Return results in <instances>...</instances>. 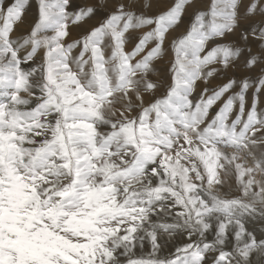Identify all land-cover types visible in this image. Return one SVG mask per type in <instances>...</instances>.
Returning a JSON list of instances; mask_svg holds the SVG:
<instances>
[{"label": "snow or ice", "instance_id": "1", "mask_svg": "<svg viewBox=\"0 0 264 264\" xmlns=\"http://www.w3.org/2000/svg\"><path fill=\"white\" fill-rule=\"evenodd\" d=\"M36 3L26 24L30 0H0V264L264 258L245 223L264 219V0ZM234 67L259 74L227 76ZM178 235L187 242L161 256Z\"/></svg>", "mask_w": 264, "mask_h": 264}, {"label": "rangeland", "instance_id": "2", "mask_svg": "<svg viewBox=\"0 0 264 264\" xmlns=\"http://www.w3.org/2000/svg\"><path fill=\"white\" fill-rule=\"evenodd\" d=\"M12 2V0H3V7H7L10 3ZM94 3V0H71V7L69 8V11H75L77 10L79 7H84V6H88ZM196 5L197 7H205L206 6V0H196ZM36 12H37V3L36 0H30V6L26 9V14H25V22L26 24H30L33 19L36 16ZM192 9L188 10V14L185 15L184 17V22L179 26V32H183L185 30V28L188 25V21H189V15L191 14ZM104 11L100 10L97 12V14L92 17L88 23L86 25H84L83 27H72L70 28V36L67 39V43H71L73 40L77 39L84 31L85 29L97 24L99 22V20L104 16ZM259 17H256V19L252 22L255 24L256 27H259ZM247 23H242L241 27H247ZM23 28L18 29L17 31L20 32L22 31ZM236 41V37L235 36H229L227 41H224L225 43L228 42H235ZM211 46V45H210ZM237 46H242L240 44H237ZM253 51H255V47L253 46ZM247 55V53L245 52L244 55H242L238 61V64L243 63V60L245 58V56ZM40 61V55H37V57H35L34 62L30 63V64H25L22 67L24 68L25 71L30 70L32 67H35L37 63H39ZM156 76L159 77L160 81L162 83L166 84L167 78H168V71H167V67H168V57H165V59L163 61H161L160 63L156 64ZM249 75L250 77H255L256 75L259 74V69L256 70V72H252V73H246L245 70L242 67H234L228 74L227 76L229 77H235L237 79H239L241 76L243 75ZM155 78V77H154ZM226 81V77L223 73H221L219 76H217L209 85L208 87H215L216 85L223 83ZM204 87L203 84H199L197 87V91L196 94L194 95L193 99H195L196 97H198L200 90ZM34 92L38 93V88L33 89ZM251 95V94H249ZM260 106L264 107V95H261L260 97ZM256 155L259 157L260 156V150H256ZM231 183V187H229L228 185H225V191L229 193V195L232 196H236L239 195V193L235 190V184L234 182L230 181ZM245 223L246 226L248 228L249 231L253 232L258 239L260 238H264V219H261L258 216H250V217H246L245 218ZM211 236L209 235L208 239L211 240ZM187 241L184 239L183 235H178L173 241L169 242L168 244H166L165 248L162 250V252L160 253L161 256H166L168 255L175 246L186 243ZM149 246L147 244H145V247L143 248V250L137 248L136 249V254L137 255H141V254H146L149 251ZM253 259V264H257V262L259 261V264H264V258H260L256 255H253L252 257Z\"/></svg>", "mask_w": 264, "mask_h": 264}]
</instances>
